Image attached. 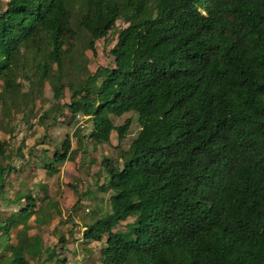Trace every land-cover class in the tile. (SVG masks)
Here are the masks:
<instances>
[{"label": "trees", "instance_id": "trees-1", "mask_svg": "<svg viewBox=\"0 0 264 264\" xmlns=\"http://www.w3.org/2000/svg\"><path fill=\"white\" fill-rule=\"evenodd\" d=\"M75 18L93 52L118 20L127 25L110 50L113 66L77 64L82 76L65 82ZM47 83L55 102L39 121L85 117L79 143H109L116 131L120 145L132 119L115 125L111 116H138L123 166L102 157L109 208L84 231L88 240L106 236L103 264H264V0H8L0 10V127L16 112L29 123ZM78 152L68 134L46 174ZM9 153L0 136V157ZM14 170L0 163V197ZM9 200L17 211L0 230L22 225L10 264L67 263L65 235L53 247L28 235L33 215L37 226L50 223L52 206L24 191ZM130 216L126 230H115Z\"/></svg>", "mask_w": 264, "mask_h": 264}, {"label": "rangeland", "instance_id": "rangeland-1", "mask_svg": "<svg viewBox=\"0 0 264 264\" xmlns=\"http://www.w3.org/2000/svg\"><path fill=\"white\" fill-rule=\"evenodd\" d=\"M7 2L8 0H0V10L6 7ZM73 24L77 37L73 40L75 47L72 57L67 60L71 75L65 78V82L82 76L75 68L77 64L85 65L90 71H95L100 65L113 66L114 57L110 50L117 42L119 29L127 25L122 20H118L117 26L106 37L96 41V51L93 52L85 46L87 32L78 28L77 18L74 19ZM54 66L56 68V65ZM28 86V83H25V89ZM53 94L51 85L47 83L41 96L36 99L33 111L29 113L32 116L29 123L21 112H16L8 126V118L3 115L0 136L8 142L10 155L6 158L0 157V163L10 164L15 170L6 177L8 183L4 185V189L7 192L1 195L4 202L2 206L5 207L8 200L14 198L18 191L32 193L37 197L38 204L48 203L52 206L53 217L49 224L37 226L34 221L35 216L30 221L32 231L42 238L43 246H56L59 237L65 235L67 244L62 256L67 258V263L99 264L98 254L106 239L101 242L94 241L92 246L89 245L91 240L83 242L81 239H86L83 233L85 226L97 215L105 214L109 208L108 199L112 190L103 188L107 186V175L101 160L103 156H108L115 165L123 166L121 152L129 148L140 130L138 116L135 112L111 116L115 125L123 124L128 117L132 119L128 134L120 145L116 131L112 132L109 143H97L88 137L79 143V135L89 132V122L85 117H78V120L68 123L64 121L69 117L67 112L55 124L51 118L46 119L45 122L39 121L40 114L55 102ZM70 94L69 85H66L62 101H69ZM77 128L80 129L78 135L74 133ZM68 134L72 138L73 148L79 152L74 160L58 165V171L49 176L43 166ZM86 153L87 157H85ZM79 198L81 202L76 204ZM22 202L26 203V199ZM7 212V210L1 211L0 217L6 216ZM133 220V216L128 217L116 226L115 230H126L127 224ZM39 264L44 263L39 261Z\"/></svg>", "mask_w": 264, "mask_h": 264}, {"label": "crops", "instance_id": "crops-1", "mask_svg": "<svg viewBox=\"0 0 264 264\" xmlns=\"http://www.w3.org/2000/svg\"><path fill=\"white\" fill-rule=\"evenodd\" d=\"M3 203L4 202L2 201V198L0 197V213L3 210L8 211L6 213V216L0 217V223H2L3 220L7 219L9 216H11L12 214H14L17 211V205L13 201L8 200V203L5 205V207L2 206ZM33 216H35V215H33ZM30 221H31V219H30ZM30 221H29V223L31 224ZM21 227H22V225H19V226L11 225L8 227L7 230L6 229L0 230V264H10V261L12 258V251H11L9 245L16 244L18 242V239H19L18 238V231ZM84 229H86V226ZM3 232H9L8 236L4 235ZM28 235L34 236V232L32 231V229H30L28 231ZM104 238L106 239V236ZM81 241L90 242V240H87V239H85V240L81 239ZM94 241L95 240H93V241L91 240V242H90L91 244H89V245L92 246ZM97 242H101V241H97ZM104 246H105V242H104L103 246L101 247V249ZM98 255H99V259H100L99 264H103L101 261V250L99 251ZM53 264H61V263H53ZM65 264H70V263H65Z\"/></svg>", "mask_w": 264, "mask_h": 264}]
</instances>
